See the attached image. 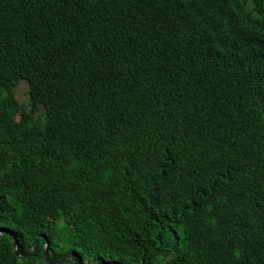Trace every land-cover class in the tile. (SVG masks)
<instances>
[{"label":"trees","instance_id":"obj_1","mask_svg":"<svg viewBox=\"0 0 264 264\" xmlns=\"http://www.w3.org/2000/svg\"><path fill=\"white\" fill-rule=\"evenodd\" d=\"M0 264H264V0H0Z\"/></svg>","mask_w":264,"mask_h":264},{"label":"rangeland","instance_id":"obj_2","mask_svg":"<svg viewBox=\"0 0 264 264\" xmlns=\"http://www.w3.org/2000/svg\"><path fill=\"white\" fill-rule=\"evenodd\" d=\"M27 93H28V89L26 84H24V82H21V84L16 90V95L19 101L25 106H28L29 104ZM39 111L42 112V109L40 108Z\"/></svg>","mask_w":264,"mask_h":264},{"label":"water","instance_id":"obj_3","mask_svg":"<svg viewBox=\"0 0 264 264\" xmlns=\"http://www.w3.org/2000/svg\"><path fill=\"white\" fill-rule=\"evenodd\" d=\"M5 232H8V231H7V230H6V231H2L1 234L5 233ZM13 243H14L15 252H16V251H17V241H16L15 238L13 239ZM33 248H34V247H33ZM33 248H32V250H33ZM44 259H45V254H44Z\"/></svg>","mask_w":264,"mask_h":264},{"label":"clouds","instance_id":"obj_4","mask_svg":"<svg viewBox=\"0 0 264 264\" xmlns=\"http://www.w3.org/2000/svg\"><path fill=\"white\" fill-rule=\"evenodd\" d=\"M35 247V246H34ZM34 249V248H33Z\"/></svg>","mask_w":264,"mask_h":264}]
</instances>
